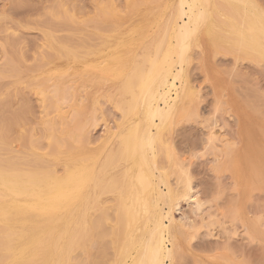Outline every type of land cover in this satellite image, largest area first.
<instances>
[{
    "label": "rangeland",
    "instance_id": "rangeland-1",
    "mask_svg": "<svg viewBox=\"0 0 264 264\" xmlns=\"http://www.w3.org/2000/svg\"><path fill=\"white\" fill-rule=\"evenodd\" d=\"M17 1L0 0V155L27 157L26 166L41 159L42 166L59 175L80 162L81 155V160L96 159L98 187L86 218L95 220L106 211L93 230L75 227L77 201L69 225L47 215L53 234L39 245L43 248L34 262L41 264L44 255L43 263L51 264L62 253L64 264H111L125 238L126 216L119 193L108 184L124 182L136 172L124 173L128 162L105 163L117 153L120 134L128 127L122 106L129 98L114 72L119 64L142 63V54L153 51L173 20L177 0ZM253 3L264 10V0ZM215 4L210 35L201 27L188 53L185 110L164 130L165 147L159 145L157 155L171 189L183 185L184 171L201 202L197 208L180 201L169 212L177 249L172 263L264 264V61L235 44L227 19L220 15L243 23L244 12L221 0ZM55 88L61 90L53 101L57 108H46L40 90L50 96ZM48 122L55 124V154L48 150ZM161 189L166 191L163 185ZM178 219L190 228H180Z\"/></svg>",
    "mask_w": 264,
    "mask_h": 264
},
{
    "label": "bare ground",
    "instance_id": "bare-ground-1",
    "mask_svg": "<svg viewBox=\"0 0 264 264\" xmlns=\"http://www.w3.org/2000/svg\"><path fill=\"white\" fill-rule=\"evenodd\" d=\"M221 1L244 12L243 23H238L230 17L220 14L221 18L227 19L228 32L235 39V44L245 49L248 55L264 61V10L255 7L253 0ZM217 10L215 0H177L173 20L165 29L162 37L156 42L153 51L146 53L145 57L142 54V63L133 60L126 68L122 64L115 68L114 73L117 74L115 76L122 79V91L129 98L126 99L127 101L125 100L126 102L124 101V106H122L128 127L124 131L127 132L126 134H120L117 153L105 163L128 162L130 166L125 167L124 173L126 174L127 171L134 168L136 172H133L134 174L130 172V177L133 174L132 177H135L132 180L135 181H132L131 177L124 182L119 183L112 180L108 184L110 188L119 193L118 200L126 216L125 238L114 260L112 256L111 264H166L167 262L173 264L174 254H176L174 252L177 249H174L176 247L174 246L175 239L171 232L174 219L170 213L177 209L180 201L195 204L197 208L200 207L201 202L199 203L196 195L193 194L187 173L180 171L185 177L183 185L173 191L164 172L167 168L163 170L158 165L157 155L159 145H163L164 130L170 126L175 117L185 110L184 102L187 96V84H189L185 73V66L190 59L188 53L196 42L201 27H204L210 35L212 13ZM115 30L113 32L117 31L119 35L122 33L120 28ZM111 59L114 60L113 57ZM113 67L111 72H113ZM113 77L111 78L113 79ZM60 91L55 88L52 92L54 95L48 96L46 92L40 90L42 103L46 108H57L53 101L56 100ZM62 98L61 100H63ZM72 114L76 117L78 115V113ZM77 121L78 119L75 120V126L79 130L81 125L79 127L77 124H80L79 121L81 120L78 123ZM3 126L5 125L2 124V128ZM77 128L75 131L78 132ZM79 131L78 134L80 133L82 136L81 128ZM45 132L48 150L55 154L58 151L57 145H59L55 136V124L48 122ZM75 142L78 143L79 141L77 142L76 139ZM165 155L171 158L169 152ZM81 156L80 162L73 167H65L62 175H59L53 168L42 166L41 159L36 161L34 158L30 161L33 166H26L29 163L27 157L16 156L15 154L16 158H4L0 155V224L4 226V236L0 239V251L5 257H0V264H40L34 262L38 257V251L43 248H40L39 245L44 240L46 243V238L53 234L52 220L45 217L52 215L56 218L55 220H64L65 224L69 225L71 212H73L72 207L74 206L72 203L75 201H77L78 206L77 218L74 222L75 227L87 225L92 230L100 227L106 211L101 212L95 220H93L94 218L92 220L86 218L92 203V194H95L96 187H98L99 178L95 168L97 161L96 159H87V157L83 159L85 156L81 160ZM261 180L263 181L264 178ZM260 183L258 181V184ZM162 185L166 190L165 192L161 189ZM170 193H172L171 197ZM126 201L129 203L126 204ZM165 206H168V211L164 213ZM164 219L168 220V225L164 224ZM176 222L183 230L190 228V223L187 225L182 219H178ZM36 225H40V227L36 229ZM109 242L111 241L109 240ZM166 242L170 243V248L167 247ZM54 244L56 243L54 242ZM54 244L52 243L53 248H56ZM94 246L96 245L94 244ZM2 258L4 259L2 260ZM63 258L62 253H58L51 264H64ZM39 260H41V264H44V255H41ZM97 261L94 262L97 263ZM105 263L107 264V262Z\"/></svg>",
    "mask_w": 264,
    "mask_h": 264
}]
</instances>
